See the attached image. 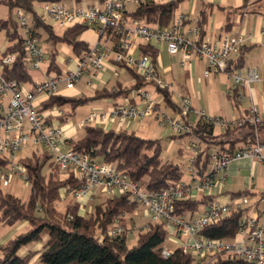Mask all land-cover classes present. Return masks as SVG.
Instances as JSON below:
<instances>
[{"label": "built area", "instance_id": "2783aa9c", "mask_svg": "<svg viewBox=\"0 0 264 264\" xmlns=\"http://www.w3.org/2000/svg\"><path fill=\"white\" fill-rule=\"evenodd\" d=\"M132 1L142 4L147 0H94L73 2L71 7L58 2L38 5L35 10L45 21L59 23L65 28L76 25L87 27L98 35V41L89 51L80 56L70 55L66 61L69 68L61 75L51 77L48 76V51L33 32L25 12L22 9L16 11V20L23 29V47L29 56L30 71L45 78L36 81L31 89L19 87L5 76V71L11 70L16 63V55L5 54V51L0 50V157L9 162L7 167H0L3 185L7 187L14 175L27 181V171L17 161L16 154L27 143L43 145L55 155L62 172H73L77 178L86 181L79 189L65 188L62 191L64 195L73 197L83 211H91L93 202L104 194H129L139 205L135 214L142 212L148 220L140 229L147 228L152 222L165 223L169 239L179 243L183 252L192 256L194 264H209L220 255L233 256L247 264H264V224H260L258 217V204H263L264 199L259 196L250 198L230 195L224 203L212 201L204 206L202 213L186 217L173 214L174 204L178 201L211 197L220 183L228 180V169L233 162L251 160L264 166V145L260 142L258 133V129L264 127V115L253 106L247 115L237 120L210 117L205 110H195L190 99L180 93H175L173 97L180 112L175 117L166 115L160 111L156 99L161 94V89L172 87L160 78L157 70L158 59L155 61L150 54L141 50L143 46L164 43L171 55L184 51L185 58L189 59L195 53L206 61L205 77H210L227 73L230 56L241 54L254 41H260L261 37L242 35L235 40L225 37L220 45L208 42L197 45L181 32L183 16L176 18L169 28L153 29L127 15L128 5ZM109 43L112 47L108 46ZM108 58L112 62L123 64L126 69L134 70L147 84L134 89L130 97L123 99L122 103L115 104L106 111L91 112L81 122L82 129L93 123L106 125L113 124L116 120L140 121L158 112L157 119L170 128L174 135H193L194 125L190 124V117L194 116L199 123L223 132L252 127L255 130V143L236 150L211 148L208 155L212 170L209 171V167L204 170L196 166L202 145L195 136L187 148V162L184 164V173L189 177V182L182 181L156 192L145 191L138 182L131 181L122 174L116 165L93 163L87 155L72 149L63 151L62 145H69V141L64 137L62 128L55 123V116L60 115L61 110L51 108L46 112H39L36 100L39 96H45L47 100L56 95L61 84H65L67 90H74L85 76L87 85L94 88L104 73ZM228 75L234 88H250L253 82H264V76H260L256 70H251L247 76L241 70ZM51 117L53 118L49 121ZM239 210L245 212L241 220V230L234 240H212L203 235L202 232L209 225ZM123 217L127 218L125 215ZM123 217L117 218L110 226V237L128 236L136 230L135 226H123ZM171 253L165 249L164 256Z\"/></svg>", "mask_w": 264, "mask_h": 264}, {"label": "trees", "instance_id": "16d2710c", "mask_svg": "<svg viewBox=\"0 0 264 264\" xmlns=\"http://www.w3.org/2000/svg\"><path fill=\"white\" fill-rule=\"evenodd\" d=\"M94 0H0V6L8 8L6 18L0 19V37L4 32L8 39L5 54H14L17 61L11 70L5 71L8 80L16 82L19 87L34 85V74L30 71V60L23 47V33L16 20V11L22 9L30 17V25L42 44H48V76H58L63 73V68L58 63L60 54L59 46H67L72 54L80 56L91 49L92 43L86 39L90 28L83 26L67 27L62 34L55 30V24L39 17L35 8L44 2L82 3ZM182 0L162 2L161 0H147L137 4L133 12L127 11L131 18L144 22L153 29H166L172 26L175 15ZM214 6L203 9L198 20L200 33L208 23L210 12ZM230 23L227 27H230ZM200 34V35H201ZM43 35L46 38L43 40ZM201 40L197 45H200ZM144 53L150 54L156 61L159 57L157 45L143 46ZM242 57L238 60H229L227 74L243 68ZM120 68H125L121 63L113 61ZM133 76V83L124 86L118 83L115 88L96 89L92 95L73 92L57 93L41 103L39 112H46L51 108H58L61 114L55 116L60 124L71 122L78 109L95 101H113L129 98L134 89L145 86L143 77L132 69H127ZM161 94L167 106L177 113L179 105L173 100L174 92L169 88L161 89ZM237 99L236 96H234ZM53 117L49 118V121ZM248 134V143H255V130L245 127ZM241 129V130H243ZM233 129L228 130L231 132ZM216 128L198 122L193 126V135L201 141L202 152L197 160L198 169L206 170L210 166L208 151L213 144L226 146L228 141L214 139ZM260 142L264 145V127L258 129ZM182 135L181 137H186ZM176 136H173L175 138ZM219 139V140H218ZM230 143L229 149L236 150L237 142ZM245 140V139H244ZM70 149L85 154L93 163L113 164L128 179L138 182L147 192L162 191L172 185L183 181L184 164L174 160L162 158L163 140L146 139L135 131L126 129H105L102 124H89L83 129L80 138L70 140ZM49 152L38 154L36 151L30 156L19 159L27 171V181L31 185V193L27 202H23L13 194L4 193L0 189V222L5 224L28 223L32 229L26 233L18 234L7 245L1 246L2 256L0 264H32L34 259L38 264H194L193 258L185 254L179 247L169 256H164V244L168 231L165 223L152 222L138 233L137 243L129 247L127 236L113 238L108 235L110 226L117 218L133 214L139 210V205L132 200L131 195L102 196L92 204L90 212L81 213V205L76 201L69 203L64 211L58 209L59 202L66 200L63 189H79L86 184L84 179H79L73 172H66L64 179L46 176L43 171L51 159ZM8 161L0 157V167H7ZM232 197L259 196L264 199V191L250 190L231 193ZM214 201L212 197H202L197 200L178 201L174 204L173 214L186 217L200 213L204 206ZM258 204L261 219L263 211ZM245 210L233 211L224 216L215 224L209 225L202 233L212 240H234L241 230V220ZM123 226L128 227L127 218L121 220ZM42 243L41 252H29L21 257L19 252L31 244ZM209 264H247L245 261L233 256L220 255Z\"/></svg>", "mask_w": 264, "mask_h": 264}, {"label": "crops", "instance_id": "0c3cea01", "mask_svg": "<svg viewBox=\"0 0 264 264\" xmlns=\"http://www.w3.org/2000/svg\"><path fill=\"white\" fill-rule=\"evenodd\" d=\"M170 1L173 0H164L162 2ZM70 4L72 6L73 2H71ZM209 6L214 7L210 12L208 23L204 28V33L201 34L200 29L198 27L199 16L201 11ZM175 16V18H178L180 16L184 17V25L181 28V32L186 34L190 41L194 43H198V41L201 40L202 43L208 42L220 45L225 37L231 40H235L242 35L246 37L255 38L261 37L260 41H254V43L248 48H246L243 52H241V54H232L229 60L236 61L241 57L243 58V68L240 70L243 72L244 76H247L251 70H256L258 71L260 76H264V0H182L181 5L177 10ZM228 23L231 24L230 27H227ZM86 39H88L93 45L98 41V35L95 31H90L86 35ZM7 46L8 39L5 41L4 46L0 50L5 51ZM157 46L160 49L157 61V70L160 75V78L164 82H166L167 80L162 77L160 70L163 69L166 65L164 64V58L166 55L177 56V59L179 60L182 66L183 71H179L182 72L179 75V83L176 85V87H173V89L170 88L173 92L175 91L174 95L175 93H180L181 95L190 98L192 95L195 99L198 95L199 99L202 100L205 87L207 88L209 86L207 80L212 77L214 78L213 86L215 88H218V90L219 87H221L219 94L223 99V104L222 106L217 107V110L216 108L212 109V107L210 109V105L206 104V107L202 108V110H205L206 114L208 113V116L223 117L226 120H237L247 115L249 109L253 106L259 111L261 115H264V82H253L250 84V88H234L233 81L231 80L230 75H228L227 73H221L219 75L205 77L207 63L204 59H201L197 54L194 53L191 58L186 59L184 56V51H180L176 55H171L167 51V48L164 44L159 43L157 44ZM47 51L49 53V48ZM64 53L68 56L72 54L71 50L68 47L64 48ZM124 69L125 68H120L115 65L111 61V59L108 58L105 63L104 73L102 74L100 80L94 87V90L91 91L84 88L83 91H78L77 85L75 91L78 95L82 93L92 95L96 89L104 88L105 86L108 88H115L118 83L124 86H130L133 83V80H131L125 75V72L123 71ZM165 70V72L172 74V76L174 75V66L167 67L165 68ZM35 75H38V73H34V78ZM38 76L42 77L41 80L45 78V76L41 74H39ZM222 76H227V79ZM36 81L40 80L35 79V82ZM86 82L87 80L85 81V84ZM112 82L115 83L110 85ZM171 84L172 83H170V85ZM25 87L27 89H31L32 85H26ZM59 92L64 94L73 93L68 91L66 88L63 90H59ZM234 96H236L237 99H235ZM45 100V96H39L36 100L37 107L40 108L41 103ZM119 100H117L116 102L106 101V103L95 101L91 103L93 104L91 107V112L106 111L110 109L113 105L123 102V99ZM132 103H135V101H133ZM105 104L107 106H105ZM199 106L200 105H193L195 110H197ZM174 112L177 114L176 111ZM88 115H86L84 118H86ZM193 117L194 116H191L190 119H192ZM193 119H196V122L194 124L190 122L191 125H195L196 123H198L199 120L196 117H194ZM83 120L84 119H82L80 123ZM145 120L146 118L140 121L128 120L126 121L128 122L126 129L129 131H135L137 133L138 130H141V126H143L144 124L148 126L150 124V120L149 122H145ZM55 123L62 128L64 132V137L67 141H69V145L71 139L80 138L79 136H81V134H79L78 136L79 128L74 126L73 123L62 125L57 119H55ZM124 123L125 122H119V127L117 130L122 129L125 126ZM102 125L107 130L112 129L113 126L110 124ZM79 131H82L83 134V129ZM246 132V129H233L231 132H223L220 130L219 134H217L215 131L214 139L221 138L224 141H228L229 144L226 146H218L216 144H213V149H229L230 143L238 139V137L242 138V140L237 142V149L250 144L248 143L249 141L246 140L245 136L248 135ZM137 134L139 135V133ZM187 136H190L188 143L190 144V142L195 139V136L192 134ZM64 145L68 147V149L66 150L68 151L70 147L66 144L62 145V150L64 151ZM186 152L187 150L180 149L178 151V154L184 155ZM259 186L261 188L264 187V166L251 160H240L233 162L229 166L228 180L220 183L219 187L212 193L211 197L214 199V201L224 203L227 200L228 196L231 195V193H237L239 191L244 190H250L254 192L264 191L263 189H257V187ZM202 211L203 209L200 213H202ZM26 224L27 223H24V225ZM21 227L18 228V230L15 232H19ZM6 242H9L8 239L4 240V242L0 241V244L2 243L3 245H5ZM23 249L21 251H23ZM42 249L43 244L40 243L30 250L26 249L23 254H20V251L19 255L23 257L26 256L29 252H41Z\"/></svg>", "mask_w": 264, "mask_h": 264}, {"label": "rangeland", "instance_id": "374dc122", "mask_svg": "<svg viewBox=\"0 0 264 264\" xmlns=\"http://www.w3.org/2000/svg\"><path fill=\"white\" fill-rule=\"evenodd\" d=\"M161 1H164V0H161ZM65 5L67 7H71L70 3H66ZM136 7H137V4L134 3V1H132L128 5V11L129 12H133L136 9ZM7 14H8V8L6 6L1 5L0 6V19L6 18ZM27 17H28V20H29V23H30L31 22L30 21V17L29 16H27ZM54 26H55V30H56V32L58 34H62L63 31L65 30V27L61 26L59 23L55 24ZM20 31H21V33H23V29L20 28ZM45 38H46V36L43 35V40ZM6 40H7L6 34L3 32L1 34V37H0V49L4 46V43H5ZM161 44H164V43H161ZM108 46L112 47V44L109 43ZM44 47H45L46 50H48L49 46H48V44H44ZM65 47H67V46H65V45L59 46L60 54H59V56L57 58L58 63L63 68V71L67 70L69 68L68 64L66 63V61L68 60L69 56L64 53V48ZM164 64H166V65H165V67L163 69L160 70V73H161L162 77L168 81V82L166 81L167 84L170 85V83H172L170 86L173 89V87H176V85L179 83V75L182 73V72H179V71L182 70V66H181L179 60L177 59V56H170V55H166L165 56ZM170 66H174V75L173 76H172V74H169V73L165 72L166 71L165 68L170 67ZM123 71L125 72V75L127 77H129L131 80H133L132 74L126 68ZM35 74H37V73H35ZM38 75H35V79L36 80H41L42 77L38 76ZM222 77L227 79V76H222ZM86 80H87V76H85L82 79V81L78 83V87H77L78 91H83L84 88L88 89V90H91V91L94 90V88H92V87L87 85V82L85 84ZM213 82H214V78H212V77L207 80V83H208L209 86L207 88L205 87V91H204L202 100L199 99L198 95H197L196 99L193 98L192 95H191V98L188 97L190 99L192 105H200L199 108H197L198 111H201L202 108H205L206 104L210 105V109L212 107V109L216 108V110L218 109L217 107L222 106L223 99H222L221 95L219 94L220 90H221V87H219V90H218V88H215L213 86ZM114 83L112 82L110 85H112ZM65 87H66L65 84H61L59 89L63 90V89H65ZM132 97H133V95H132ZM119 101H121V100H119ZM100 102L106 103L105 100H102ZM156 102H158V104H159L160 111L164 112L166 115H168L170 117H175L176 116V113L173 111V109L171 107L167 106L162 94L159 95V97L156 99ZM92 105L93 104H89V105L83 106L80 109H78L76 115L71 119L70 123H73V125L78 127L79 130H82V128L80 126L81 125L80 121L82 119H84V117L86 115L91 113ZM105 106H107V105L105 104ZM157 117H158V112H155L152 116L146 117L145 122H149V120H150V124L149 125H151V126H149V125L147 126V125L144 124L143 126H141V130H138L137 133H139L140 136H142L143 138H146V139H162L163 140V146H164L163 147V152H162V158L164 160H174L177 163H184L185 164L187 162V153H185L184 155H179L178 151L180 149L187 150L188 145H189L188 143H189L190 136L181 137L182 135H174L172 133V131L170 130V128L162 125L161 120H158ZM212 117H218V116H212ZM193 118L190 119V122L192 124H194L196 122V119H193ZM228 120H232V119H228ZM118 121L121 122L120 120H116L113 124H110V125H113L112 129H115V130L118 129V127H119V125H118L119 122ZM127 123L128 122L124 123L125 126L122 129H126L127 128ZM92 125H96V124L93 123ZM79 130H78V136H79V134H81V136H82V131H79ZM219 132H220V130L218 128H216V133L219 134ZM81 136H79V137H81ZM173 136H176V137L173 138ZM167 144H168V146H167ZM63 149H64V151H66L68 149V147L64 145ZM35 151L38 154H42L44 152H49L52 155L51 159L49 160V162L47 163V165H46V167H45V169L43 171V173L46 176L50 177L52 175L53 178L64 179L68 175L66 172H62L60 170V168L58 167V164L56 162L55 155L53 153H51L49 151V149L46 148L43 145L35 146V145H32L31 143L25 144L23 146V148L16 154L17 161L19 159H21V158L30 156ZM211 170H212V168H211V165H210L209 166V171H211ZM183 181L189 182V177L187 175H184L183 176ZM0 189L5 194L8 193V194L16 195L23 202H27L28 201L30 193H31V185H30V183L28 181H26L24 178L16 176V175L12 176L9 185L7 187H5L3 185V176L0 174ZM257 189H260V190L263 189L264 190V187L261 188L259 186V187H257ZM104 196L108 197L109 195L108 194H104ZM73 201H75L73 199V197H66V200H62V201L59 202L58 209L60 211H64L66 206L69 203H72ZM260 208L263 211V216L260 219V224H264V203L260 206ZM81 213L84 214L85 211H83L81 209ZM127 220H128V228H131L132 226L136 227V230H134L133 232H131L127 236V245L129 247H132V246H134L137 243L138 233L141 230L140 228L142 226L146 225L148 223V220L144 217L142 212H139L138 214H135V213L128 214L127 215ZM133 222H134V224H133ZM23 225H24V223H17V224L10 225V224H5V223H1L0 222V241L4 242V240L8 239L9 242L5 243V245H7L18 234L26 233V232H28V231H30L32 229V226L29 225L28 223L26 225H24V226ZM21 226H23V227H21ZM20 227H21L20 231L19 232H15ZM12 233H14V234H12ZM38 244H40V243L31 244L30 246H28L25 249H23V251H21L20 254H23L26 249L30 250L33 247L37 246ZM1 246H4V245L1 243L0 247ZM179 247H180V244L170 240L169 237L167 238V240H166V242L164 244V248L166 250L171 251V252H173L174 250H176ZM1 256H2V250L0 249V257ZM33 264H38V263L35 262V259L33 261Z\"/></svg>", "mask_w": 264, "mask_h": 264}]
</instances>
